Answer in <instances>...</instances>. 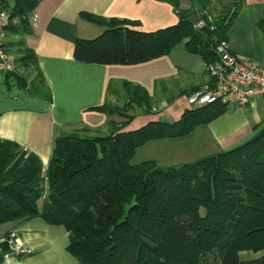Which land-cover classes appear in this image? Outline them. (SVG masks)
Masks as SVG:
<instances>
[{
  "label": "trees",
  "instance_id": "16d2710c",
  "mask_svg": "<svg viewBox=\"0 0 264 264\" xmlns=\"http://www.w3.org/2000/svg\"><path fill=\"white\" fill-rule=\"evenodd\" d=\"M39 1H15L8 15L18 17L21 31L28 30L27 15ZM158 1L171 6L177 22L152 32L136 30V22L81 13L103 29L93 39L76 40L73 59L135 65L183 43L187 53L208 63L241 4L231 0L209 20L204 13L197 30L184 19L198 11L209 14L212 0H189L187 11L176 0ZM258 26L264 33V15ZM21 52L20 61L32 59L31 51ZM34 88L37 95L43 82ZM134 89L147 105L144 91ZM99 109L126 120L109 122L105 134L82 128L55 136L43 170L35 155L0 142V225L39 218L62 227L65 251L78 264H264V131L215 156L159 169L152 161L133 164L136 150L151 140L186 136L223 114L225 106L205 105L176 122H151L130 132L122 131L130 119L127 108ZM8 253L1 242L0 263ZM241 253L259 256L243 260Z\"/></svg>",
  "mask_w": 264,
  "mask_h": 264
},
{
  "label": "crops",
  "instance_id": "0c3cea01",
  "mask_svg": "<svg viewBox=\"0 0 264 264\" xmlns=\"http://www.w3.org/2000/svg\"><path fill=\"white\" fill-rule=\"evenodd\" d=\"M15 1L0 0V8L8 14ZM176 1L179 10H189V0ZM229 2L212 0L209 14L198 11V17L205 13L209 20ZM81 13L105 20L136 22L134 28L143 32L177 22L171 6L158 0H40L27 15L26 32L21 31L24 28L18 24V17L12 18L16 23L5 30L3 45L14 58L15 72L0 73V142L15 143L24 152L35 155L42 170L55 136L82 128L105 134L109 122L119 125L126 120L112 113L107 115L99 109L101 106L127 108L124 116L130 119L122 129L124 132L151 122L172 123L183 112L197 109L188 107L185 98L209 81L207 63L187 53L183 43L174 46L166 56L135 65L75 61L74 42L93 39L103 29L82 20ZM263 15L264 0H241L223 41L232 56L262 68L264 33L258 24ZM22 49L31 51L32 59L20 61ZM40 82L48 90L49 100L32 93ZM133 87L144 91L149 99L147 105L143 104L141 92ZM263 131L264 97H258L244 107H225L223 114L195 127L186 136L148 141L136 150L133 164L152 161L159 169L176 168L233 149ZM36 219L39 218L0 225V243L13 231L30 251L22 257L8 253L0 264H78L65 251L64 229L61 227L66 241L62 243L61 236L47 234L51 225L43 226Z\"/></svg>",
  "mask_w": 264,
  "mask_h": 264
},
{
  "label": "built area",
  "instance_id": "2783aa9c",
  "mask_svg": "<svg viewBox=\"0 0 264 264\" xmlns=\"http://www.w3.org/2000/svg\"><path fill=\"white\" fill-rule=\"evenodd\" d=\"M34 21L32 16L31 22ZM15 20L0 8V73L15 72L13 56L3 45L5 30ZM204 21L198 17L194 29H201ZM215 59L205 64L208 82L192 91L185 98L186 105L199 108L210 104H220L225 107H244L254 98L264 97V68L248 61L232 56L223 41L213 47ZM9 253L13 256H26L29 249L22 244L15 232H9L4 238Z\"/></svg>",
  "mask_w": 264,
  "mask_h": 264
},
{
  "label": "rangeland",
  "instance_id": "374dc122",
  "mask_svg": "<svg viewBox=\"0 0 264 264\" xmlns=\"http://www.w3.org/2000/svg\"><path fill=\"white\" fill-rule=\"evenodd\" d=\"M225 1V0H224ZM212 4H216V2H213ZM214 8V7H213ZM193 14H196L197 15V17H198V13L197 12H194ZM192 15V14H191ZM193 27V26H192ZM36 93H37V95L38 96H40V98L41 99H45V97H46V99H48L49 100V95H48V92L45 90V89H38L37 91H36ZM136 158L137 157H135V158H133L132 160H131V162L132 163H134L135 161H136ZM179 167V166H178ZM177 168V167H176ZM165 169H167V168H165ZM36 220H38L37 222H40V224H43V226H45L44 224V222L41 220V219H36ZM50 228V231H48L47 232V234H50V235H55V236H61V241H62V243H64L65 241H66V237H65V233H64V231H63V229L61 228V227H53V226H50L49 227ZM4 240V239H3ZM3 240H2V242H3ZM259 256V254H255V255H252V254H248V253H241V254H239V257L241 258V259H243V260H245V259H254V258H256V257H258Z\"/></svg>",
  "mask_w": 264,
  "mask_h": 264
},
{
  "label": "water",
  "instance_id": "95a60500",
  "mask_svg": "<svg viewBox=\"0 0 264 264\" xmlns=\"http://www.w3.org/2000/svg\"><path fill=\"white\" fill-rule=\"evenodd\" d=\"M198 17L196 14H192L190 15L188 18L184 19V22L190 24L191 26H193L195 24V22L197 21Z\"/></svg>",
  "mask_w": 264,
  "mask_h": 264
}]
</instances>
